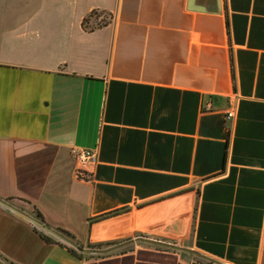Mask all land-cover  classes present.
<instances>
[{
    "label": "crops",
    "instance_id": "crops-1",
    "mask_svg": "<svg viewBox=\"0 0 264 264\" xmlns=\"http://www.w3.org/2000/svg\"><path fill=\"white\" fill-rule=\"evenodd\" d=\"M0 200V264H264V0H0Z\"/></svg>",
    "mask_w": 264,
    "mask_h": 264
},
{
    "label": "water",
    "instance_id": "water-1",
    "mask_svg": "<svg viewBox=\"0 0 264 264\" xmlns=\"http://www.w3.org/2000/svg\"><path fill=\"white\" fill-rule=\"evenodd\" d=\"M0 203H2L3 205H5V206H7L9 208H12L11 206H9L6 202H4L2 200H0ZM30 221L32 223H34L35 225H37L38 227H40L41 229L45 230L46 232L56 236L60 240H62L65 243L69 244L74 249H76V250H78L80 252L86 253V254H108V253L114 252V251H116V250L128 245L129 243H131V242H127V243H122V244L111 246V247L103 246L101 249H84V248H81L77 243H75V242L71 241L70 239L64 237L59 232L48 228L47 226L43 225L42 223H40V222H38L36 220H33V219H30ZM136 241L137 242L142 241V242H145V243L158 245V246H163V247H168V248H173V249H177V250H184V249L176 247V246H172V245L165 244V243H160V242H155V241H151V240L137 239Z\"/></svg>",
    "mask_w": 264,
    "mask_h": 264
},
{
    "label": "trees",
    "instance_id": "trees-1",
    "mask_svg": "<svg viewBox=\"0 0 264 264\" xmlns=\"http://www.w3.org/2000/svg\"><path fill=\"white\" fill-rule=\"evenodd\" d=\"M98 15L99 14L96 11L91 12L89 14V16L84 19V21H83V25H84L83 28L86 29L87 31H93L95 29H98V28L102 27V26H100L101 23L97 22ZM38 218H40V216ZM41 222L43 223V220H41ZM59 232L61 234H63L65 237H67V238L70 239L71 236H69L68 233H66V232H64L62 230H60ZM141 244L148 245V244H144V243H141ZM149 246H153V247H156V248H163V249L170 250V248H166V247H162V246H158V245H149ZM102 247H103L102 245L88 246V248H91V249H101ZM130 249H131V247L130 246H127L125 248H121V249H118V250L114 251V253H124V252H126V251H128ZM68 250H69V252L72 255H74V256H76V257H78L80 259L101 258V257H106L108 255L113 254V252L108 253V254H85V253H82V252H80L78 250H75L72 247H69Z\"/></svg>",
    "mask_w": 264,
    "mask_h": 264
},
{
    "label": "built area",
    "instance_id": "built-area-1",
    "mask_svg": "<svg viewBox=\"0 0 264 264\" xmlns=\"http://www.w3.org/2000/svg\"><path fill=\"white\" fill-rule=\"evenodd\" d=\"M98 13V12H97ZM98 18H97V22L101 23V24H105L108 20L107 16L98 13ZM235 115V110L233 108H229L226 111V120L230 121L232 120V118ZM71 155L75 158V160L77 161V163L79 165H87V164H91L93 162H95L96 159V154L94 150L91 149H80V148H71L70 150Z\"/></svg>",
    "mask_w": 264,
    "mask_h": 264
}]
</instances>
